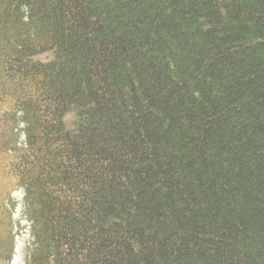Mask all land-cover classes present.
<instances>
[{
	"label": "trees",
	"instance_id": "obj_1",
	"mask_svg": "<svg viewBox=\"0 0 264 264\" xmlns=\"http://www.w3.org/2000/svg\"><path fill=\"white\" fill-rule=\"evenodd\" d=\"M3 181L26 264H264V0H0Z\"/></svg>",
	"mask_w": 264,
	"mask_h": 264
},
{
	"label": "rangeland",
	"instance_id": "obj_2",
	"mask_svg": "<svg viewBox=\"0 0 264 264\" xmlns=\"http://www.w3.org/2000/svg\"><path fill=\"white\" fill-rule=\"evenodd\" d=\"M23 127L24 125L21 124L20 128ZM24 141L25 135L21 133L19 144ZM24 197L25 193L23 188L8 190L5 186V181L0 182V224L4 222L6 227L8 226L6 231L0 228V237L9 236L13 243L11 258L9 261H6L5 264H12L18 238L25 240V246L22 251V264H26L28 249L33 242L31 236V223L25 214Z\"/></svg>",
	"mask_w": 264,
	"mask_h": 264
},
{
	"label": "bare ground",
	"instance_id": "obj_3",
	"mask_svg": "<svg viewBox=\"0 0 264 264\" xmlns=\"http://www.w3.org/2000/svg\"><path fill=\"white\" fill-rule=\"evenodd\" d=\"M18 194H20V193H18ZM24 246H25V240L18 238L17 239V247L15 249V254L13 257L14 259H13L12 264H22V259H23L22 251H23Z\"/></svg>",
	"mask_w": 264,
	"mask_h": 264
}]
</instances>
